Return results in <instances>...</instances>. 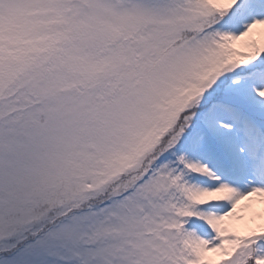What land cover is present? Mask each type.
I'll return each mask as SVG.
<instances>
[{"label": "snow or ice", "instance_id": "snow-or-ice-1", "mask_svg": "<svg viewBox=\"0 0 264 264\" xmlns=\"http://www.w3.org/2000/svg\"><path fill=\"white\" fill-rule=\"evenodd\" d=\"M0 264H264V0H0Z\"/></svg>", "mask_w": 264, "mask_h": 264}]
</instances>
